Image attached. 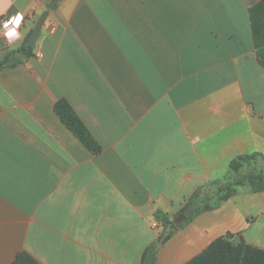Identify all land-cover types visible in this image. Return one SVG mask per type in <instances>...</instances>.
I'll list each match as a JSON object with an SVG mask.
<instances>
[{"label": "crops", "instance_id": "0c3cea01", "mask_svg": "<svg viewBox=\"0 0 264 264\" xmlns=\"http://www.w3.org/2000/svg\"><path fill=\"white\" fill-rule=\"evenodd\" d=\"M260 1L0 0V26L23 16L0 31V264H186L228 234L264 249V191L231 167H264Z\"/></svg>", "mask_w": 264, "mask_h": 264}, {"label": "trees", "instance_id": "16d2710c", "mask_svg": "<svg viewBox=\"0 0 264 264\" xmlns=\"http://www.w3.org/2000/svg\"><path fill=\"white\" fill-rule=\"evenodd\" d=\"M250 20L254 45L257 51L258 61L264 68V0L250 9ZM23 48L31 52L33 50L27 44L23 43ZM4 64L0 65V69ZM55 110L62 121L78 137V139L94 154L102 152V147L93 138L88 128L76 114L72 106L66 100H60L55 105ZM251 159L249 156H241L231 163V167L236 172H240L243 162ZM252 185H257L254 192L264 191V174L260 173L251 176L248 180ZM235 193L229 192L222 197L225 201ZM188 207L185 208L187 210ZM157 218L164 224L168 220L162 214H157ZM170 236H166L163 242H166ZM11 264H41L35 257L28 252H21L17 255ZM186 264H264V249L248 243L243 237L234 234L221 236L213 241L204 251L188 261Z\"/></svg>", "mask_w": 264, "mask_h": 264}, {"label": "rangeland", "instance_id": "374dc122", "mask_svg": "<svg viewBox=\"0 0 264 264\" xmlns=\"http://www.w3.org/2000/svg\"><path fill=\"white\" fill-rule=\"evenodd\" d=\"M243 168H244L243 173H241ZM236 173L238 174L237 175L238 178L244 179L243 184L245 185L244 187L247 190H248V188L254 190V188L257 185H255V186L252 185L248 180H249V178H251V176L254 177L260 173L264 174V167L261 166L260 164L256 163V161L253 160V158H251V159H248L247 161L243 162V167L241 168L240 172H236ZM234 191L237 192L235 186H229L223 190H220L219 192H216V193L214 192L213 197H212L211 201H209L208 206H201V207L194 208V211L199 212V211H209V210L216 209L223 202L222 197L224 195L228 194L229 192H234ZM190 209H193V207H190Z\"/></svg>", "mask_w": 264, "mask_h": 264}, {"label": "clouds", "instance_id": "9594fccd", "mask_svg": "<svg viewBox=\"0 0 264 264\" xmlns=\"http://www.w3.org/2000/svg\"><path fill=\"white\" fill-rule=\"evenodd\" d=\"M21 20H22V16L20 14H17L15 18L10 19L6 23H4L3 28L7 29V31L3 32L2 34L8 40L19 38L20 33L16 29L19 27ZM10 24L15 25V27L9 28Z\"/></svg>", "mask_w": 264, "mask_h": 264}, {"label": "built area", "instance_id": "2783aa9c", "mask_svg": "<svg viewBox=\"0 0 264 264\" xmlns=\"http://www.w3.org/2000/svg\"><path fill=\"white\" fill-rule=\"evenodd\" d=\"M16 16H17V15H16ZM16 16H13V17H10V18H8V19H4V20L1 21V26H0L1 34H2L3 32H5V31H7V29H4V28H3L4 23H6L7 21H9L10 19L15 18ZM22 24H23V16H22V20H21V22H20V24H19V27L16 29L18 32H20V28H21ZM12 27H15V25L10 24V25H9V28H12ZM2 35H3V34H2ZM3 36H4V35H3ZM4 37H5V36H4ZM5 39L8 40L6 37H5ZM8 41H10V40H8ZM41 56H42V55H41Z\"/></svg>", "mask_w": 264, "mask_h": 264}, {"label": "water", "instance_id": "95a60500", "mask_svg": "<svg viewBox=\"0 0 264 264\" xmlns=\"http://www.w3.org/2000/svg\"><path fill=\"white\" fill-rule=\"evenodd\" d=\"M39 34H40V29L39 28L35 29L33 34L31 35V37L28 40V45L30 47H35L36 46V42L38 40Z\"/></svg>", "mask_w": 264, "mask_h": 264}]
</instances>
